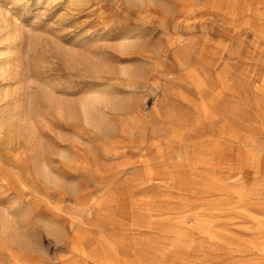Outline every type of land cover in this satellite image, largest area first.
I'll return each mask as SVG.
<instances>
[{
  "label": "rangeland",
  "instance_id": "1",
  "mask_svg": "<svg viewBox=\"0 0 264 264\" xmlns=\"http://www.w3.org/2000/svg\"><path fill=\"white\" fill-rule=\"evenodd\" d=\"M0 9V264H264V0Z\"/></svg>",
  "mask_w": 264,
  "mask_h": 264
},
{
  "label": "bare ground",
  "instance_id": "2",
  "mask_svg": "<svg viewBox=\"0 0 264 264\" xmlns=\"http://www.w3.org/2000/svg\"><path fill=\"white\" fill-rule=\"evenodd\" d=\"M140 1V2H139ZM143 0H138V3H141ZM2 8V7H1ZM10 14V13H9ZM15 21V20H14ZM0 23H1V25H0V30H3V31H6V30H4V29H6L7 28V21H6V19L4 18V16H3V14H2V12H1V9H0ZM10 24V23H9ZM5 27V28H4ZM8 30V29H7ZM2 33V32H1ZM12 36V35H11ZM3 37V39L6 41V39H8V37H9V34H8V31H6V32H4V35L2 36ZM12 38H13V36H12ZM3 40V41H4ZM11 41H13V40H11ZM10 42V41H9ZM9 42H8V44H9ZM125 42V41H124ZM4 44H5V42H4ZM11 44H13V42H10V46H12ZM10 46H8V47H10ZM2 47H3V45H2ZM5 47V49H3V50H1L0 49V56H2V58H0V77H8L9 75H8V72H9V66H10V58H9V55L7 54L8 52H7V46H4ZM73 53V52H72ZM13 54V53H12ZM12 54H10V55H12ZM64 54H67V57H65V59L66 58H70V59H68L71 63H72V61L74 62V59L75 58H73L72 57V55H71V53L69 54V52L67 51V53L65 52ZM64 56H66V55H64ZM74 56V55H73ZM72 60V61H71ZM61 61V60H60ZM75 62H76V59H75ZM74 62V63H75ZM77 63H79L78 61L76 62V64ZM77 67V66H76ZM26 68V67H25ZM27 72V71H26ZM123 72H125V71H123ZM24 74V73H23ZM8 75V76H7ZM5 77V78H6ZM4 78V79H5ZM1 80V79H0ZM26 80V79H25ZM6 82V81H5ZM26 82V81H25ZM4 83V82H3ZM27 84H28V82H27ZM4 86H5V84H4ZM29 86H30V84H29ZM102 86V85H101ZM3 89H1V90H3V91H5V89H6V87H2ZM26 88L27 87H25V92L24 93H26V91H28V90H26ZM40 88V87H39ZM52 88V87H51ZM28 89V88H27ZM36 89V88H35ZM42 90V89H41ZM3 91L1 92V94L3 93ZM29 92V91H28ZM44 92H45V90H44ZM104 92V91H103ZM102 91H95V92H92V93H90V94H88L84 99H82L81 100V102H80V113H81V116H82V118H83V120L82 121H84L86 124H89V125H95L97 122H99L102 118L101 117H103V116H100L101 115V106H105L107 103H108V100L110 101V98L108 99L107 97H109L107 94H105V93H103ZM109 93V92H108ZM27 94V93H26ZM29 94V93H28ZM4 95V94H3ZM46 95H47V92H46ZM106 95H107V97H106ZM1 96V95H0ZM31 96V95H30ZM25 97H27V96H25ZM46 97V96H45ZM35 98V97H34ZM1 99V98H0ZM47 99H48V101H49V103L51 104L52 103V101H51V97L49 96V97H47ZM47 99H45V100H47ZM108 99V100H107ZM27 100V99H26ZM26 100H24V101H26ZM29 101V100H28ZM31 102V101H30ZM30 102H28L27 104H26V106L28 107V104L30 105ZM34 103V102H33ZM32 104V103H31ZM110 104V103H109ZM115 104V103H114ZM57 106V105H56ZM29 108V107H28ZM106 108V107H105ZM117 108V107H116ZM22 110V109H21ZM24 110H26V107H25V109ZM23 110V111H24ZM105 110V109H104ZM23 111H22V113H23ZM103 112V111H102ZM30 113V110H29V112H28V110L27 111H24V116L22 115V118L23 119H25V121L27 122L29 119H30V117H29V114ZM32 113V112H31ZM19 115V114H18ZM11 118V117H10ZM22 119V120H23ZM11 120V119H10ZM18 122V121H17ZM22 122H24V120L22 121ZM21 121H20V123H22ZM29 122V121H28ZM102 122V121H101ZM24 124V123H23ZM27 124V123H26ZM25 124V125H26ZM99 124V123H98ZM28 125V124H27ZM26 125V126H27ZM13 126V125H12ZM28 127V126H27ZM16 129V128H15ZM28 128H26V130H27ZM31 129V128H30ZM29 130V129H28ZM27 130V131H28ZM30 132H31V130H29L28 131V135H30ZM12 133V132H11ZM33 133V132H32ZM35 133V132H34ZM26 134V133H25ZM27 136V135H26ZM29 138V137H28ZM38 154V153H37ZM41 158V157H40ZM36 160V159H35ZM44 170L45 171H47V167L46 166H44ZM5 220H7V219H5ZM7 225H8V223H7ZM8 228H10V227H8ZM7 228V229H8ZM2 229V228H1ZM6 230V229H5ZM11 240V239H10Z\"/></svg>",
  "mask_w": 264,
  "mask_h": 264
}]
</instances>
